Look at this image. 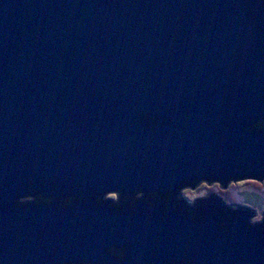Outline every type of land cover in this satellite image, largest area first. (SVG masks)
<instances>
[{"label":"water","instance_id":"water-1","mask_svg":"<svg viewBox=\"0 0 264 264\" xmlns=\"http://www.w3.org/2000/svg\"><path fill=\"white\" fill-rule=\"evenodd\" d=\"M257 181L264 0H0V264H264Z\"/></svg>","mask_w":264,"mask_h":264},{"label":"rangeland","instance_id":"rangeland-1","mask_svg":"<svg viewBox=\"0 0 264 264\" xmlns=\"http://www.w3.org/2000/svg\"><path fill=\"white\" fill-rule=\"evenodd\" d=\"M211 194L219 197L226 205L254 210L255 216L251 219V223L258 222L264 212V181L229 184L225 189L215 183L209 185L200 183L194 189L181 193L180 197L186 203L193 204L196 200ZM106 197L115 199L114 194H108Z\"/></svg>","mask_w":264,"mask_h":264},{"label":"flooded vegetation","instance_id":"flooded-vegetation-1","mask_svg":"<svg viewBox=\"0 0 264 264\" xmlns=\"http://www.w3.org/2000/svg\"><path fill=\"white\" fill-rule=\"evenodd\" d=\"M183 189H184V188H183ZM183 189H182V190H183ZM182 190H181V191H182ZM181 191L179 192V196H178V198H179L180 200H182L185 204L189 205L188 203H186V202L180 197V193H181ZM254 216H255V213H254Z\"/></svg>","mask_w":264,"mask_h":264},{"label":"bare ground","instance_id":"bare-ground-1","mask_svg":"<svg viewBox=\"0 0 264 264\" xmlns=\"http://www.w3.org/2000/svg\"><path fill=\"white\" fill-rule=\"evenodd\" d=\"M211 186V185H210Z\"/></svg>","mask_w":264,"mask_h":264}]
</instances>
